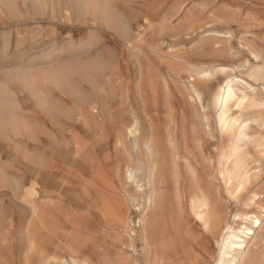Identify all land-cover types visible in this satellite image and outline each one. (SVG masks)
<instances>
[{
  "label": "rangeland",
  "instance_id": "obj_1",
  "mask_svg": "<svg viewBox=\"0 0 264 264\" xmlns=\"http://www.w3.org/2000/svg\"><path fill=\"white\" fill-rule=\"evenodd\" d=\"M8 1L12 3L10 11L0 4V82L4 83L9 74L16 75L20 67L34 76L39 94L20 90L15 83L10 85L15 89L10 114L27 127L14 134L10 128L0 130V264H40L42 251L50 257V264H71V257L77 253V259L92 264H113L116 261L112 253L122 247L128 249L129 255L138 256L139 241L135 250L122 245L124 227L115 218L127 217L131 227L138 218L136 202L131 198L133 186L124 173L127 160L120 152L119 141L127 138L125 133L132 123H138L141 134L148 131L144 127L163 131L170 124L177 130L180 155H184L179 142L190 140L193 128L209 130L205 125L212 118L204 123L205 116L199 114L210 113L206 100L210 101L223 78L217 72L209 85H204L194 81L191 72L199 65L236 67V74L247 65L264 68V0H107L113 14L127 27L126 39L98 22L97 16L72 12L66 17L60 4L55 14L48 4L39 14L30 0ZM251 51L258 52V60ZM88 67L93 72L90 71L91 80L84 76ZM55 74L60 78L58 85L52 77ZM261 75L254 79L244 76L263 101L264 72ZM194 89L201 94V102L193 100ZM188 91H192L191 95ZM129 113L134 119L129 118ZM198 119H203V124ZM262 125L253 126L257 133L254 143L247 146L250 163L258 174L242 204L224 192L211 172L213 153L226 140L215 132L214 138L205 136L203 158L209 161L197 157L204 184L222 192L218 200L228 215L252 211L250 205H245L250 202L248 198L264 196ZM192 153L196 155L194 148ZM12 180L23 183L25 188L22 185L20 194H14ZM29 200L43 210L41 222L36 220L30 231L35 233L34 251L29 248L25 227L30 217ZM186 211L193 231L179 252L186 249L187 257L178 253L184 258L177 261L174 257L172 264H217L218 245L193 221L187 207ZM172 215L176 212L172 211ZM120 238L121 242H117ZM255 243L250 263L264 264V223ZM53 245L59 246L57 250Z\"/></svg>",
  "mask_w": 264,
  "mask_h": 264
},
{
  "label": "bare ground",
  "instance_id": "obj_2",
  "mask_svg": "<svg viewBox=\"0 0 264 264\" xmlns=\"http://www.w3.org/2000/svg\"><path fill=\"white\" fill-rule=\"evenodd\" d=\"M30 2L34 11L38 12L39 14L44 13L45 10H43V8L48 4L52 6L51 8L53 12H51L54 14L56 11H59V6L61 5V8L63 9L62 11L64 12L63 14L66 17L70 16L72 12H77L75 15L89 14L97 16L98 22H101V24H103L108 29L111 28L112 30L114 29L115 31H118L123 39L127 38V27L122 23L123 21L118 19L113 14L107 0H30ZM0 4L2 6L5 5V7L9 9V11L12 8L11 1L9 2L8 0H0ZM257 53L251 51L252 56L258 60L259 55ZM104 63L103 65L105 67ZM168 66L170 68L171 65L168 64ZM211 66L215 65H199L197 69H194V71L191 72V74L193 73V80L201 82L202 84L204 83V85L206 83L208 84V81L217 72L223 74V78L218 84L215 92L211 95L210 99L208 98L210 101L206 100L209 103L210 113L206 112L205 109L204 112L206 113L204 115L199 114L200 116L202 115V117L205 116L206 122L204 123H207L208 120L212 118V120L209 121L210 124L207 123L205 125L209 130L206 131L205 127H202L203 129H201L200 127L199 130H202V132L200 133V131H196L193 128V136H191V134L189 135L192 138L190 140L184 139L182 142H179L182 143V150L184 155H180L176 136L178 134L177 130L171 128L170 124H168L167 127L165 126L163 131H160L159 129H157V127L156 129L152 127L148 129V126L144 127L145 129L147 128L148 131L141 134L137 127L138 123L137 125H135V122V124L132 123L130 127L128 126L129 128L127 129L126 133L125 131L120 132L125 133V135L127 134V138L125 137L126 139L122 138L121 136L122 139L119 141V145H117L120 146V152L127 160V167L124 170V173L128 181L130 182V185L133 186V194L131 198L136 202L135 210L138 211V218L134 224V227L136 228L131 227V224H129V219L127 217L122 218V216L119 215L115 218H117L121 226L124 227L126 237L123 238L125 242L122 243V245L125 244V246H127L131 250H135L137 247V242L139 241L141 245V253H139L138 256L133 257L129 255L128 249H126L128 252L126 250H122L123 247L121 246V251L117 249L119 252L112 253V258L116 261V263H113L112 261L113 264H172V259L174 257L177 261L183 259L184 255L185 257H187L186 254H184L186 252V249L185 252H183L184 250L182 251V253L184 254L183 257L182 255L180 257L178 256V253H181L179 252V248H183L186 243H188L187 240H190L189 238L191 237L189 236L191 235L190 232L193 227L191 225V220L188 217H185V213L187 212L186 207L188 209V212L193 215V221L196 224H200L204 228L202 229L205 230L209 234L208 236H210L212 240H214L218 245L216 256L217 264H251L249 257L251 247L253 248V246H256L255 240H258L259 231L262 228V224L264 223V196L254 195L248 198V202H250L245 205H250L253 208L252 211H236L233 214H229V216L225 213L223 209L224 207L222 208L223 204L220 205L218 200V196H220L219 192L221 191H214V189L212 191L208 188V186L210 185L206 186L204 184L203 178L198 171L197 166L199 164V161L197 157L207 162L206 160L208 159L203 158V150L206 148V137H208V135H211V137L214 138L212 134L215 132V134H217L219 138L226 140V144L216 149V152L213 153L212 160L214 163V167H212L213 169L211 170V172L214 175V180L219 181L218 183L221 185L224 192L229 197L236 200V202H240L242 204L243 199L246 196H249L248 190L250 189V184L253 183L252 181L257 177L258 174L256 167H253L250 163L248 150L249 148L247 149V146L254 141V133H257V131L254 132L256 130V128L254 130V127L256 125L258 126L260 123L264 124V100L262 101L257 97L258 95H256L254 90L255 86L253 87V85H251L246 78L249 77V79H254L256 76H259L264 72V68L245 65V70L236 74V67L228 68L225 66L219 67L217 65L218 67L215 68ZM96 68L98 70L99 66L94 67V69ZM90 71L91 70L89 69V67L84 71V76L88 80H91L90 77H92L90 75ZM244 75L247 77L245 78ZM6 77L7 80L4 83L0 82V130L10 128V132L14 134L19 128L25 127L26 129L27 126L26 123L17 120L10 114V107H12L10 104L13 102H11V99L13 97V93L15 92L13 91L15 89H11V87L13 86L12 84L15 83L16 88L18 87L20 88V90L24 89L31 94L36 95L39 93H37L35 84L36 81L34 79V76L29 73L22 72V69L20 67L18 68L16 75L9 74ZM52 77L54 78V83L58 85L60 81L58 75L55 74L52 75ZM183 86L185 87L186 84H183ZM186 90H188L187 87ZM194 93L196 97L193 95L195 97L194 98L192 96L193 100L198 99L201 102V94L196 89H194ZM82 101L83 100L81 99L80 102L82 103ZM84 101L86 100L84 99ZM41 102L43 104L44 100H42ZM207 102H205V104ZM196 104H199V102H197ZM4 109L8 112L3 111ZM170 110L171 109H169V111ZM202 111L203 110H201V112ZM193 114L195 113L193 112ZM129 115L130 118L132 114L129 113ZM171 115L173 114L171 113ZM136 117L138 118L137 115ZM137 118H135V120ZM168 119L166 120L168 121ZM203 119H198V123H200V121ZM150 121L153 120L151 119ZM167 121L165 122V124L167 123ZM180 122L182 124V121ZM200 124L203 123L201 122ZM210 127L212 128L210 129ZM123 130H125V128ZM259 132L260 131H258V133ZM189 133L191 132L188 131V134ZM130 137H132V139ZM192 148H194V150L196 151V155L193 154L194 152L192 153ZM261 159L262 158H260V160ZM124 162L126 163L125 160ZM257 163L259 164V162ZM202 167H204V165ZM205 176L208 175L206 174ZM12 181L10 183L14 194H20L23 183L21 185L17 182L18 180H15L13 182ZM215 185H217V183ZM28 203L30 204V217L29 222H27L28 224H26L27 226H25L27 234L26 236L28 239L27 241L29 242V248L34 251L36 250L33 249L34 247H36V239L34 238L35 233L31 234L30 231L36 220H40L41 222V212L43 210H41V208L32 200H29ZM173 206L176 210H173ZM248 207L249 206H247V208ZM172 211L176 212L175 216H173L174 214L172 215ZM47 216L48 215H46V218ZM41 235L42 234L40 233V236ZM40 236H38L37 240H39ZM195 236L196 235H194L193 237ZM198 237L200 236L198 235ZM118 241L121 242V238L120 240H117V242ZM37 245H39V243ZM54 246L56 248V245H53V247ZM112 247L114 246L112 245ZM64 248L68 249L65 246ZM59 249L61 251L62 248ZM187 249L188 251L192 250V252H194L193 249L189 248V246H187ZM74 253L71 254L74 255ZM107 254L110 253L107 252ZM252 256H254V254ZM76 257H71V260L69 259L71 261V264H92L85 259H77ZM40 259V264H50V262H52L50 260V257L47 258L43 251L40 252ZM139 259L142 260V263L141 261H139ZM186 259L187 258H185V260ZM174 263L177 264L176 262Z\"/></svg>",
  "mask_w": 264,
  "mask_h": 264
}]
</instances>
